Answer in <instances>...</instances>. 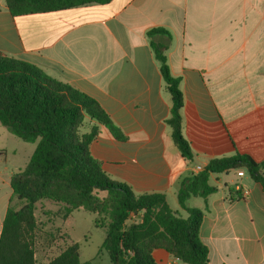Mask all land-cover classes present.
<instances>
[{"label":"crops","instance_id":"1","mask_svg":"<svg viewBox=\"0 0 264 264\" xmlns=\"http://www.w3.org/2000/svg\"><path fill=\"white\" fill-rule=\"evenodd\" d=\"M154 27L171 36L165 55L180 80L181 132L193 163L166 123L171 99L146 37ZM0 52L95 99L126 136L116 141L99 127L89 151L102 171L135 194H164L181 217L179 184L197 167L236 153L264 162V0H111L18 16L0 0ZM29 159L17 167L0 148V233L10 177ZM209 184L215 192L185 203L203 213L208 264H264V189L242 169L211 174ZM53 249L35 252L36 264H47ZM151 256L185 264L163 249Z\"/></svg>","mask_w":264,"mask_h":264},{"label":"trees","instance_id":"2","mask_svg":"<svg viewBox=\"0 0 264 264\" xmlns=\"http://www.w3.org/2000/svg\"><path fill=\"white\" fill-rule=\"evenodd\" d=\"M110 1L3 0L12 16ZM146 37L171 99L166 123L172 142L180 155L193 163L192 149L181 132L184 100L180 80L171 74L165 55L171 36L166 29L154 27ZM0 125L21 141L35 144L25 167L10 177V201L16 200L21 206L16 209L9 204L1 224L0 264H36L34 237L38 224L34 211L36 203L44 200L62 205L65 217L79 209L97 215L93 224L105 229L102 249L110 264H156L151 256L156 249L185 264H208V248L198 233L203 213L187 207V200L205 199L216 191L209 184L211 174L230 170L242 169L264 189V162L236 153L210 159L200 172L181 180L177 204L186 217L173 212L162 193L135 194L130 186L104 173L89 151L99 127L116 141L126 140L99 103L67 83L48 77L36 66L2 52ZM131 217L138 221L127 224ZM78 251V244L71 239L47 264H91L81 262Z\"/></svg>","mask_w":264,"mask_h":264},{"label":"rangeland","instance_id":"3","mask_svg":"<svg viewBox=\"0 0 264 264\" xmlns=\"http://www.w3.org/2000/svg\"><path fill=\"white\" fill-rule=\"evenodd\" d=\"M34 147L35 144L21 141L0 125V148L5 149L7 158L18 161L15 166L23 167L24 161L31 157ZM11 204L16 209L21 206L16 200ZM34 215L38 224L34 237V251L38 256L48 246L54 248L47 258L51 259L69 245L72 239L78 244L81 262L110 264L107 253L102 249L105 229L95 227L93 224V220L98 218L97 215L79 209L65 217L62 205L45 200L36 203ZM136 221H138L136 217H131L127 224Z\"/></svg>","mask_w":264,"mask_h":264},{"label":"built area","instance_id":"4","mask_svg":"<svg viewBox=\"0 0 264 264\" xmlns=\"http://www.w3.org/2000/svg\"><path fill=\"white\" fill-rule=\"evenodd\" d=\"M202 170V168L201 167H197L196 168V173H198V172H200ZM238 175H242L243 176V173H242V171H238V173H237Z\"/></svg>","mask_w":264,"mask_h":264}]
</instances>
